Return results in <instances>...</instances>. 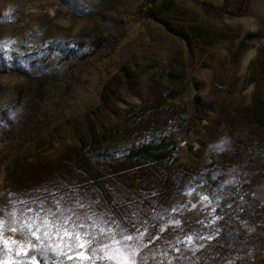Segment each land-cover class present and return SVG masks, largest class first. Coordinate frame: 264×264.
Returning <instances> with one entry per match:
<instances>
[{
  "label": "rangeland",
  "instance_id": "rangeland-1",
  "mask_svg": "<svg viewBox=\"0 0 264 264\" xmlns=\"http://www.w3.org/2000/svg\"><path fill=\"white\" fill-rule=\"evenodd\" d=\"M222 2L0 0V264H198L216 211L236 196L224 198L235 183L226 135L264 134L249 113L264 99V0ZM148 4L158 15L140 13ZM188 24L205 36L184 42L175 27ZM168 70L181 73L172 98ZM91 133L105 155L88 147ZM161 136L173 141L165 170L125 156ZM39 163L41 174L29 171ZM104 191L133 220L129 232L102 218ZM28 224L40 240L20 230ZM64 229L95 239L72 247Z\"/></svg>",
  "mask_w": 264,
  "mask_h": 264
},
{
  "label": "trees",
  "instance_id": "trees-1",
  "mask_svg": "<svg viewBox=\"0 0 264 264\" xmlns=\"http://www.w3.org/2000/svg\"><path fill=\"white\" fill-rule=\"evenodd\" d=\"M228 0H223L222 4H226ZM245 0H242V2ZM203 5L209 4L208 2L202 1ZM143 4V3H142ZM219 4V6H223ZM144 5V4H143ZM218 6V5H217ZM216 6V7H217ZM143 7V6H142ZM142 15L155 17L158 15L159 6H151L148 4L142 8H138ZM175 32L177 36L184 39V42H187L192 37L205 36V32L197 31L195 26L182 25L175 27ZM258 36L263 37L258 33L246 32L245 37ZM180 74L178 71L168 70L164 72L163 76L166 80L172 82V89L165 93L166 98H172L173 93L180 91V86L177 85L180 83ZM174 91V92H171ZM159 106V105H158ZM171 109L173 113L175 110ZM250 117L253 122L257 125H264V99L255 97L252 104L249 108ZM146 112V109H140V115ZM148 130L150 127L149 123H145ZM150 127V133H157L155 125ZM252 129H249L247 126H235L230 130L228 135H226L225 141L229 142V147L232 146V151L229 155L234 157V185L227 184L224 185V198L229 199L230 196L236 195L228 202V207L226 210H218L216 213L220 218L210 225V231L214 230L209 238V244L207 245L204 252H199L196 257L198 264H252V259L255 256L264 254V134L253 135ZM88 139V142H93V144L88 147L95 155H105V146H101L100 140L98 137L95 139L92 137ZM254 138V144L258 145L259 151L251 155L250 148L252 145V137ZM152 137L148 139V142H131L127 147L125 156L128 159H138L142 162H151L150 164L154 165L156 168L165 170L164 163L167 160L165 159L169 153L173 150V141L172 139L165 138L161 136L158 140ZM84 146V145H83ZM228 147V148H229ZM215 153V151H214ZM103 155V156H104ZM257 156V157H256ZM89 166V171L91 172L96 185L98 188L103 189L101 182L93 171V166L90 161L86 158L84 160ZM209 162H204L203 167H208ZM38 165V166H37ZM30 167V172L34 171L37 174H41L42 165L39 163ZM181 172L190 173L191 167H178ZM199 171V169H198ZM54 174V171H51ZM56 179L51 183V185H56L58 177L56 173L54 174ZM37 183V187H41L42 183ZM123 187L129 192L132 196L134 195V190L136 192H145L147 188H126ZM225 189V190H224ZM102 199L104 204L105 213H102L103 219H109L111 225L118 226L119 228L125 229L129 232L133 229L134 224L133 220L128 218V213L124 211L125 207H120L118 202L117 204L113 202L112 197L105 193H102ZM135 198L138 201L143 202L141 199ZM127 200V199H125ZM124 200V201H125ZM99 208V207H98ZM101 209V208H100ZM103 209V208H102ZM103 209V210H104ZM140 216H142L140 214ZM117 228V227H115ZM208 228L202 226V233ZM238 246V248H237ZM173 263L177 264L178 261L173 257Z\"/></svg>",
  "mask_w": 264,
  "mask_h": 264
},
{
  "label": "snow or ice",
  "instance_id": "snow-or-ice-1",
  "mask_svg": "<svg viewBox=\"0 0 264 264\" xmlns=\"http://www.w3.org/2000/svg\"><path fill=\"white\" fill-rule=\"evenodd\" d=\"M44 225L47 226L48 225V221L45 220L44 222ZM65 223H67V221H65ZM27 227V229L29 231H31L32 229V225L31 224H28L26 226H21V231L24 230V228ZM81 227H83V225H81ZM13 231H16L17 229L13 228L12 229ZM40 231L39 228H36L35 231H31V235L34 236L37 240H40L41 239V236L37 235V233ZM101 232L103 233V229H101ZM49 236V233L46 231L43 233V237L44 238H47ZM63 236H66L68 237L70 240H73V244L71 245L72 247H78V248H84L86 245L90 246L92 243H93V240L95 239L94 237L89 239L88 236L89 234L88 233H79V232H76V233H72L70 232L68 229H64L63 231ZM63 239V238H61ZM125 240H131L132 237L131 236H126L124 237ZM7 243V242H6ZM115 243H120L119 241H115ZM67 246V245H66ZM109 245L107 244H104L99 250L100 251H104L106 248H108ZM95 251V250H94ZM19 255V253H17ZM81 255H83V253H81ZM109 258H112L111 256H109Z\"/></svg>",
  "mask_w": 264,
  "mask_h": 264
},
{
  "label": "crops",
  "instance_id": "crops-1",
  "mask_svg": "<svg viewBox=\"0 0 264 264\" xmlns=\"http://www.w3.org/2000/svg\"><path fill=\"white\" fill-rule=\"evenodd\" d=\"M208 1H210V2H214V3H219V2H221L222 0H208Z\"/></svg>",
  "mask_w": 264,
  "mask_h": 264
}]
</instances>
